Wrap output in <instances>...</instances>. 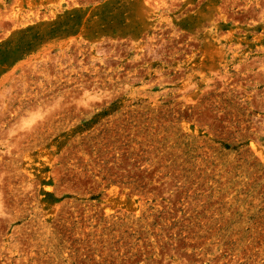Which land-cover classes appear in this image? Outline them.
<instances>
[{"label":"rangeland","instance_id":"obj_1","mask_svg":"<svg viewBox=\"0 0 264 264\" xmlns=\"http://www.w3.org/2000/svg\"><path fill=\"white\" fill-rule=\"evenodd\" d=\"M0 264H264V0H0Z\"/></svg>","mask_w":264,"mask_h":264}]
</instances>
